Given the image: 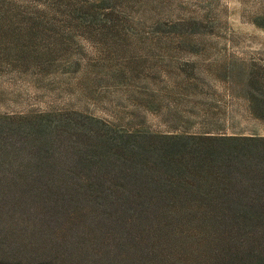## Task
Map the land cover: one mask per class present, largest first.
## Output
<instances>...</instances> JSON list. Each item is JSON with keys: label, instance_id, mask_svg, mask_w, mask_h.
<instances>
[{"label": "trees", "instance_id": "1", "mask_svg": "<svg viewBox=\"0 0 264 264\" xmlns=\"http://www.w3.org/2000/svg\"><path fill=\"white\" fill-rule=\"evenodd\" d=\"M35 1L41 11L23 18L84 28L129 0ZM16 210H40L50 237L16 240L3 220ZM127 251L139 264H264V135L130 131L70 110L0 115V264H123Z\"/></svg>", "mask_w": 264, "mask_h": 264}, {"label": "rangeland", "instance_id": "2", "mask_svg": "<svg viewBox=\"0 0 264 264\" xmlns=\"http://www.w3.org/2000/svg\"><path fill=\"white\" fill-rule=\"evenodd\" d=\"M7 1L0 115L70 110L157 134H200L223 123L264 131V0H129L114 4L110 23L101 17L84 28L23 18L42 5ZM40 210L3 216L16 223V240L50 237L43 228L53 222ZM122 262L139 264L128 251Z\"/></svg>", "mask_w": 264, "mask_h": 264}, {"label": "crops", "instance_id": "3", "mask_svg": "<svg viewBox=\"0 0 264 264\" xmlns=\"http://www.w3.org/2000/svg\"><path fill=\"white\" fill-rule=\"evenodd\" d=\"M224 121L227 122V118H224ZM212 124V123H211ZM227 125H229L227 127ZM210 130H206L205 132H200V134H210V135H233V136H252V135H258V136H263V132H254V131H245L240 129L242 126H236L233 124H222L220 127H214V125H210ZM214 127V128H213ZM245 128V127H244Z\"/></svg>", "mask_w": 264, "mask_h": 264}]
</instances>
